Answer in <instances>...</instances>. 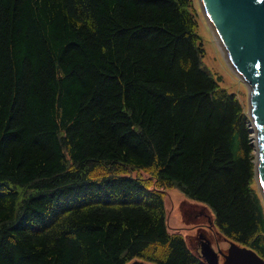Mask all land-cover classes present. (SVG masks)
<instances>
[{"label": "trees", "instance_id": "obj_1", "mask_svg": "<svg viewBox=\"0 0 264 264\" xmlns=\"http://www.w3.org/2000/svg\"><path fill=\"white\" fill-rule=\"evenodd\" d=\"M197 16L0 0V264H206L166 230L170 187L264 259L249 116L201 65Z\"/></svg>", "mask_w": 264, "mask_h": 264}, {"label": "water", "instance_id": "obj_2", "mask_svg": "<svg viewBox=\"0 0 264 264\" xmlns=\"http://www.w3.org/2000/svg\"><path fill=\"white\" fill-rule=\"evenodd\" d=\"M202 14L211 23L229 63L249 85L248 116L255 155V179L264 203V0H199ZM199 256L206 264H264L251 248L229 240L222 251L200 240ZM128 264H149L134 259Z\"/></svg>", "mask_w": 264, "mask_h": 264}, {"label": "rangeland", "instance_id": "obj_3", "mask_svg": "<svg viewBox=\"0 0 264 264\" xmlns=\"http://www.w3.org/2000/svg\"><path fill=\"white\" fill-rule=\"evenodd\" d=\"M198 1L192 0L198 15L197 33L201 37L200 40L204 48L201 65L219 79L221 87L236 95L247 113L249 85L237 76L233 66L229 63L230 61L225 56L226 53L224 54L222 51L209 21L202 14ZM252 137H254V133H252ZM131 174L135 176L137 172ZM141 175L145 176V173L141 172ZM257 187V182H255L254 189L259 190ZM163 192L166 230L180 233L192 254L197 255L202 239L209 241L214 249L227 250L229 240L216 228L213 212L207 205L188 199L176 187L165 188ZM222 261V257L219 256V264H222Z\"/></svg>", "mask_w": 264, "mask_h": 264}, {"label": "bare ground", "instance_id": "obj_4", "mask_svg": "<svg viewBox=\"0 0 264 264\" xmlns=\"http://www.w3.org/2000/svg\"><path fill=\"white\" fill-rule=\"evenodd\" d=\"M209 24H210V27L212 26L211 25V23L209 22ZM212 30H213V32H214V34L216 35V32L214 31V29H213V27H212ZM218 36L216 35V39L218 40V43L220 44V46H221V48H222V51L224 50V48H223V45H222V43L220 42V40L217 38ZM224 52V54H225V51H223ZM225 56H227V54H225ZM229 61V60H228ZM255 170V169H254Z\"/></svg>", "mask_w": 264, "mask_h": 264}, {"label": "flooded vegetation", "instance_id": "obj_5", "mask_svg": "<svg viewBox=\"0 0 264 264\" xmlns=\"http://www.w3.org/2000/svg\"><path fill=\"white\" fill-rule=\"evenodd\" d=\"M221 257V256H220Z\"/></svg>", "mask_w": 264, "mask_h": 264}]
</instances>
